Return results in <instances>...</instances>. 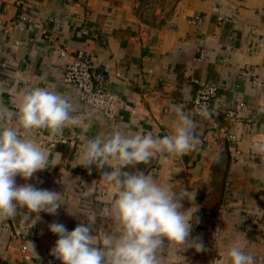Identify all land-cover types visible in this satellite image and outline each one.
I'll return each mask as SVG.
<instances>
[{
	"label": "crops",
	"instance_id": "crops-1",
	"mask_svg": "<svg viewBox=\"0 0 264 264\" xmlns=\"http://www.w3.org/2000/svg\"><path fill=\"white\" fill-rule=\"evenodd\" d=\"M87 50L117 96L112 118L64 81L66 65ZM207 82L219 87L211 120L192 110L197 89ZM37 87L66 98L80 124L58 133L26 131L47 151L50 165L15 180L61 193L65 204L54 216L39 213L34 225L26 208L0 220L10 227L0 233V264H60L50 254L58 239L49 231L51 223L71 231L93 216L95 230L114 231L110 217L104 224L100 217L111 200L102 172L111 169L93 165L89 173L79 165L85 139L113 130L163 137L174 127L176 106L194 121L196 150L182 157L160 154L125 169L150 174L177 193L182 187L196 191L194 202L182 203L184 209L194 204L193 214L198 210L191 236L202 238L206 250H177L166 242L162 264H224L232 245L264 264V155L251 151L255 141L264 140V0H185L160 26L141 21L136 0H0V109L7 113L0 127L16 125L23 95ZM67 172L71 180L65 186ZM28 215L31 220L37 214ZM23 243L31 262L23 259Z\"/></svg>",
	"mask_w": 264,
	"mask_h": 264
},
{
	"label": "clouds",
	"instance_id": "clouds-1",
	"mask_svg": "<svg viewBox=\"0 0 264 264\" xmlns=\"http://www.w3.org/2000/svg\"><path fill=\"white\" fill-rule=\"evenodd\" d=\"M72 110L61 94L37 87L23 95L17 106L16 125L0 127V220L14 217L18 208H26L27 220L34 225L40 219L39 213L54 216L65 204L61 193L32 184L17 185L15 178L27 180L50 165L47 151L25 132L47 129L58 133L69 124L79 125ZM174 112V127L163 137L113 130L104 138L85 139L79 165L88 168L89 173L93 165L111 169L102 172V179L111 186L108 215L115 230H95L93 216L71 231L62 223H51L49 231L58 239L50 254L60 264H162L159 253L166 242L177 250H206L202 238L191 236L198 210L193 214L194 204L184 209L182 203L194 202L196 191L182 187L177 193L150 174L125 170L160 154L182 157L196 150L193 119L180 106L174 107ZM199 114L209 115L206 106H201ZM6 115L0 109V119ZM251 151L253 155H264V140L255 141ZM69 176L67 172L65 186L71 180ZM28 213L37 215L30 220ZM224 264H255V257L243 247L232 245L224 255Z\"/></svg>",
	"mask_w": 264,
	"mask_h": 264
},
{
	"label": "built area",
	"instance_id": "built-area-1",
	"mask_svg": "<svg viewBox=\"0 0 264 264\" xmlns=\"http://www.w3.org/2000/svg\"><path fill=\"white\" fill-rule=\"evenodd\" d=\"M66 52H62L65 55ZM204 49L201 50V56H205ZM64 81L67 84L77 87L81 98L84 102L101 111L105 116L112 118L114 116L115 104L117 100L116 94L110 89V77L105 72L99 69L95 57L91 51L79 53L70 63L65 67ZM219 87L214 83H202L196 91L192 101V110L194 114L201 119L211 120L213 116V103L218 95ZM201 106H206L209 115L203 117L199 114ZM240 107L245 106L243 102L239 104ZM229 115L236 116V110H229ZM108 208H104L100 217L105 223L109 217ZM10 227L0 222V233L9 230ZM15 235L18 239L25 241L27 235L25 233H18ZM21 251L24 261H32L33 257L30 254L26 243L21 244ZM48 264H55V260H50Z\"/></svg>",
	"mask_w": 264,
	"mask_h": 264
},
{
	"label": "rangeland",
	"instance_id": "rangeland-1",
	"mask_svg": "<svg viewBox=\"0 0 264 264\" xmlns=\"http://www.w3.org/2000/svg\"><path fill=\"white\" fill-rule=\"evenodd\" d=\"M185 0H136V14L148 26L165 24Z\"/></svg>",
	"mask_w": 264,
	"mask_h": 264
}]
</instances>
